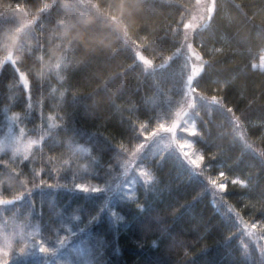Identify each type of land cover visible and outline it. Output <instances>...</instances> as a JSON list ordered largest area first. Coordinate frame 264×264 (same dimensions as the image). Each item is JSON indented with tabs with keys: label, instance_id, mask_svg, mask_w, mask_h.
Segmentation results:
<instances>
[{
	"label": "snow or ice",
	"instance_id": "1",
	"mask_svg": "<svg viewBox=\"0 0 264 264\" xmlns=\"http://www.w3.org/2000/svg\"><path fill=\"white\" fill-rule=\"evenodd\" d=\"M140 5L144 27L133 35L120 17L108 16L122 44L104 58H85L68 35L74 27L68 14L95 7L91 0L31 6L8 0L0 7V30L23 33L29 46L20 51L31 61L22 66L0 44L7 49L0 73L9 72L0 264H113V240L125 220L143 214L141 193L155 191V167L169 154L186 166L188 180L203 179L192 199L207 194L220 217L223 264H264V178L257 175L264 170V0ZM21 17L30 29L18 23ZM85 118L91 130L82 127ZM206 138L214 145L207 152L197 143ZM230 151L235 163L249 157L256 173L227 172L223 163L213 171L212 162ZM61 191L89 207L59 203ZM210 228L189 240L161 226L145 241L152 229L142 224L137 240L174 256L171 264H189Z\"/></svg>",
	"mask_w": 264,
	"mask_h": 264
},
{
	"label": "trees",
	"instance_id": "2",
	"mask_svg": "<svg viewBox=\"0 0 264 264\" xmlns=\"http://www.w3.org/2000/svg\"><path fill=\"white\" fill-rule=\"evenodd\" d=\"M22 6H29L39 2V0H20ZM48 2V0H43ZM68 0H57V3H67ZM8 3V0H0V7ZM95 7H89L86 11L77 9L69 13L74 24L73 29L68 33L73 38V42L81 46V55L85 58L88 55L104 58L111 49L122 44L117 38L119 26L113 24L109 15L120 17L121 21L127 25L130 35L135 34L139 29L144 27L143 6H135L137 0H91ZM123 4V7H121ZM23 11V7H22ZM84 11L81 15L80 12ZM18 23L25 29H30L31 25L25 22L21 17ZM6 43L12 51L20 56L22 66L31 67V61L27 57V52H21L20 49H27L28 42L22 33L16 35L11 32L0 30V44ZM209 43L211 41L209 40ZM5 47H0V53L6 51ZM253 53L256 56V62L259 61L260 53L258 48L253 46ZM119 59V58H117ZM105 68L107 65L105 64ZM105 74L103 70L98 72L101 77ZM9 78L7 70L0 73V136L4 132V113L2 111L4 96L7 92L5 84ZM134 83V82H133ZM146 87V85H145ZM82 127L87 131L92 128V121L85 118L81 120ZM203 127V125H201ZM215 129H213V135ZM198 146L206 152L211 151L214 147L210 138L204 141H197ZM234 152L230 151L228 155L218 157L213 161V171L216 166L223 163L227 172H247L256 173V168L250 166V158L245 157L239 163L233 162ZM159 177V183L155 191L141 193L145 209L143 214H134L132 220H125L124 226L119 230L118 238L112 242L110 249L113 264H149L150 261L160 259L163 264H171L174 256L165 255L157 250H150L148 243L143 244L137 240L140 235L137 227L147 225L152 229L144 237L145 241L151 240L161 232V226L173 233H182L186 239H193L205 227L210 225L211 228L206 238L196 245L199 251L189 261V264H223V244L220 240L223 225L220 224V217L217 216L216 210L210 204V197L207 194L199 196L193 200L192 197L204 187L202 178L195 177L187 179L188 170L186 166L169 154L161 166L155 167ZM259 178H264V170L257 173ZM259 186V185H258ZM237 192L231 194L235 199ZM56 199L59 203L67 201L68 205L80 204L87 210L89 202L80 200L71 193L61 191ZM176 208L175 215H171V209Z\"/></svg>",
	"mask_w": 264,
	"mask_h": 264
},
{
	"label": "rangeland",
	"instance_id": "3",
	"mask_svg": "<svg viewBox=\"0 0 264 264\" xmlns=\"http://www.w3.org/2000/svg\"><path fill=\"white\" fill-rule=\"evenodd\" d=\"M257 63H259V61Z\"/></svg>",
	"mask_w": 264,
	"mask_h": 264
}]
</instances>
